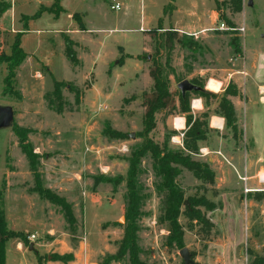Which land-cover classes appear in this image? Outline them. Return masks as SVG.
Returning <instances> with one entry per match:
<instances>
[{"label":"rangeland","instance_id":"374dc122","mask_svg":"<svg viewBox=\"0 0 264 264\" xmlns=\"http://www.w3.org/2000/svg\"><path fill=\"white\" fill-rule=\"evenodd\" d=\"M122 1L127 9L118 12L111 11L107 3L104 5L102 12L108 16H102L100 10L88 12L85 20L97 38L72 41L77 43L73 48L76 64L64 57L63 35L52 38L60 28H68L70 22L65 16L56 21L44 13L39 20L29 21L25 26L28 30L20 38L22 51L30 56L16 70L14 92L3 88L6 70L5 65H0V105L11 106L14 111L12 128L0 131V192L7 229L36 236L29 243L33 244L32 252L20 243L27 264L37 256L42 259L41 264H128L127 258L107 261L116 257L127 224L126 160L131 149L140 143L137 135L142 131L143 102L152 90L149 70L151 59L155 58V41L176 32L179 38H192L199 49L175 44L170 58L175 78H169L175 110L169 106L155 116V129L148 138L161 146L172 133L168 147L182 149L186 127L177 135L163 127L166 119L185 117L179 113L176 80H194L214 96L203 99L190 94V115L193 120L207 123L205 145H209V151L200 147L198 155L191 159L207 164L215 174V182L209 185L197 181L191 173L181 170L177 186L184 194L182 212L190 207V202L202 199L214 203L216 209L207 212L195 207L207 222L205 228L180 216L183 247L194 264H247L251 254L262 256L264 249V200L257 201L255 197L258 192L264 193V185H252L245 179L249 170L245 161L250 153L263 154L256 150L251 137L262 139L264 145V106L259 104L256 89L252 90L250 101H244V91L250 87V68L261 62L260 74L264 77V0H251L252 7L247 6L249 0H242L238 14L224 8L217 13L215 2L222 0H175L172 24L195 30V35L168 29L170 17L163 18V9L169 0ZM55 2L0 0V55L10 54L16 39L14 29L20 25L22 28L39 7L54 9ZM219 14L232 26L224 24V29L219 30ZM201 29L202 33L197 34ZM117 41L126 53L134 55L131 61L116 48ZM233 41L238 44L236 53ZM112 55L115 61L108 66ZM160 58L163 63L165 55L162 53ZM231 69L241 70L239 89L234 77L228 78L220 92L219 88L217 92L206 89L210 77L216 80L219 70ZM223 75L226 77V73ZM54 84L59 85L61 112L56 111ZM228 88L246 106L239 111L241 131L236 124L235 138L229 129L219 135L208 125L210 114L219 116L218 103ZM258 93L264 98V88ZM229 98L226 97L231 102ZM194 99H201L202 110L191 107ZM204 115L206 119H202ZM105 126L126 138L104 137ZM130 134H134V139ZM24 139L36 156L37 181L21 149ZM216 148H220L222 156L215 153ZM233 148L239 162L228 160L223 154ZM151 165L150 156L142 160L138 179L144 196L141 216L135 222L139 259L144 264H182L179 250L166 246L168 232L159 223L163 198L155 192L159 180ZM248 189L250 192L245 193ZM37 191L59 199L69 209L73 222L69 224L61 207ZM16 242L10 239L5 244L7 264H16L20 257ZM59 257L62 261L57 260Z\"/></svg>","mask_w":264,"mask_h":264},{"label":"trees","instance_id":"16d2710c","mask_svg":"<svg viewBox=\"0 0 264 264\" xmlns=\"http://www.w3.org/2000/svg\"><path fill=\"white\" fill-rule=\"evenodd\" d=\"M175 0H169V4L164 8V15H171L174 10ZM61 0H56L53 5L54 9H46L39 7L36 14L28 17L29 20H37L42 14L48 13L54 18H58L62 13L60 7ZM216 12L219 13L221 8L228 10L231 14H238L242 9V0H222V2H215ZM219 20L221 24H226L232 26V24L226 19L223 14H219ZM76 19L77 16H74ZM80 31H83V26L80 21H77ZM26 26V25H25ZM22 34H17L15 42L10 48L9 55H0V65H5L6 77L3 80V88L9 92H14L15 88V78L16 70L25 61L27 55L22 51L20 47V38ZM185 37L179 38L176 32H171L166 34L163 38L157 39L155 41V58L151 59V67L149 70V75L152 80V90L149 97L145 98L143 106L145 112L142 117V131L139 133L138 139L140 143L131 149L130 155L127 158L128 169L126 173L125 188L126 193L124 196V212L127 219V224L124 227V234L122 238L121 245L118 249L115 258H111L108 263L127 258L128 264H144L140 261L139 256L141 251L137 244V233L138 229L135 226V222L141 216V206L144 200L142 195V187L139 184V177L142 173L140 170L141 162L147 156H150L152 165L151 169L155 177L159 180L155 184V192L162 196L163 200L161 202L160 208V220L159 223L166 227L168 236L166 238V246H174L177 250L183 249L184 241V231L179 223V218L183 215L189 222H197L201 224L204 228L206 227V221L202 214L195 210V207H202L207 212H212L216 209V205L205 199L199 201L190 202V207L186 208L183 212L181 208L184 204L183 192L177 186V178L181 174V170H186L191 173L193 178L197 181L213 185L215 182L214 172L205 163L195 162L191 159V156H196L200 150V144L206 142L207 137V123L205 121L193 120L190 115V94H186L182 97L180 93L176 90V96L178 101L179 113L183 114L185 117V127L186 132L183 137L182 149H170L168 143L172 133L168 135L165 142L161 146L153 143L148 137L149 134L155 129V116L158 113H162L169 106L172 110H175V105L173 101V96L169 90L170 87V76L174 75V71L170 65L171 54L174 51L175 44L182 47H187L192 50L199 49L197 43L192 39H184ZM186 40V41H184ZM64 44V57L72 64H76V53L74 52V43L67 37L63 36ZM234 52H238V44L233 41L232 44ZM165 55L164 62L161 63V54ZM183 80H176V85ZM192 84L203 88L199 83L194 80L190 81ZM59 85L54 84L53 95L55 101H57V112H61L62 100L58 89ZM16 94V93H15ZM199 98H212L214 96L209 93H191ZM236 96L234 93L230 92V88L225 91L224 96L220 99L218 103V115L224 120L225 128L231 130L233 133V138L238 133L236 128V119L234 108L226 97ZM50 103V102H49ZM51 104V103H50ZM204 115L202 119H206ZM174 134V133H173ZM103 136L108 139H125L126 137L112 129L105 126L103 130ZM21 149L25 155L31 172L35 181L38 180L36 169V156L33 150L29 147L28 143H25V139L21 141ZM44 199L49 200L50 203L55 204L63 210L66 218L72 223L73 219L70 214L69 209L61 203L59 199L55 196L47 193L45 191H37ZM2 196L0 192V264H5V244L10 239H15L18 243L23 244L26 248L29 246L27 237L23 233L14 232L7 229L4 212L2 209ZM257 201L264 200V193H256L255 195ZM63 258H58V261H62ZM39 264H41L42 259L37 258ZM103 264H106L103 263ZM183 264V263H182ZM247 264H264V249L262 256L250 255V260Z\"/></svg>","mask_w":264,"mask_h":264},{"label":"crops","instance_id":"0c3cea01","mask_svg":"<svg viewBox=\"0 0 264 264\" xmlns=\"http://www.w3.org/2000/svg\"><path fill=\"white\" fill-rule=\"evenodd\" d=\"M106 3H107V5H109V9H110V6L115 4V3H118L121 6V10H122V8L124 10L127 9L126 6L124 5V2L122 0H61L60 7L62 9V13L59 15L58 18H54L52 15L51 16L56 21H58L60 19V17L65 16L67 18V21H69L70 23L67 26L68 28H60L58 33L53 34L54 37H52V38H55L57 36L60 37L61 35L67 37L68 39L70 38L69 40H71V41H73V40H75L77 38H81V37H87V38H91V39L97 38V34H96L95 30H93L92 27H89V23L87 22V20H85V18L88 15V12L99 11V10H100L99 12L101 13V15L104 16L106 13H103L102 11H103V7H104V5ZM72 4H76V6L73 8ZM175 10H176V7L174 6V10H173L172 14L169 16L170 18L168 19V21H169L168 29H172L174 31L182 32V33H185V34L189 33V34L195 35L194 34L195 30L191 31V30H188V29L182 27L181 25H177L175 23L172 24L171 19H172V16H173V13L175 12ZM163 11H164V9H163ZM41 16L38 18V20L41 18ZM74 16H77V18L75 19ZM78 16H79V18H78ZM106 16H108V15L106 14ZM165 16L166 15L163 14V18ZM73 20H74V22H73ZM78 20L80 21L81 25L83 26V29H84L83 31L79 30V27H78V24H77ZM29 21L31 22V21H34V20H29ZM29 21H27L26 24L24 22L23 23L24 25L22 26V28H20L21 25L19 24L20 27L17 28L18 30L14 29L13 32H15L16 35L20 34V33L24 34L25 31L28 30V28H25V25H27L29 23ZM19 22H21V20H19ZM161 29L165 30L163 27H161ZM203 30L204 29H201L200 31H198L196 33L197 34H201ZM111 31L112 30H109V32H111ZM105 33H106V30H104V34ZM103 44H104V47H105L106 43H103ZM74 46H75V48L77 47V43L76 42H74ZM104 47H102L103 48L102 51L104 50ZM116 48L119 49L120 51H123L129 57V59H127L128 61L132 60L131 57H133L134 55H130V54L126 53V51L119 44V42L116 44ZM111 53H112V50H111ZM26 55L30 56L28 54H26ZM100 59H102V58L100 57L99 60ZM261 59L263 60L264 57L261 56ZM112 61H115V55H112V57L110 58L109 62L107 60L108 66L111 64ZM234 61L238 62V58H235ZM233 66H235V65L233 64ZM261 69H262V63L261 62H259V65L257 67L253 66V67L250 68V74H251L250 75L251 78L249 80L250 81V87L247 88L244 91V94H245V100L244 101L246 103H248L250 101L251 97H252V95H251L252 94V90L256 89V92L258 94L259 104H262L264 106V98H261L259 93H258L259 90L261 91L264 88V77H262L261 74H260V70ZM219 71H220V75H219L218 79L215 80V78H211V77L209 78V81L213 80V81H215V82H217L219 84V87H218L219 88V92L225 86L226 82L228 81V78H230V77H232V78L234 77L235 78L233 82L234 83L236 82L235 84L237 85V88L239 89V85L238 84H240V78H241L240 77L241 76V74H240L241 70L240 69L239 70H235V69H233V70L232 69L231 70H219ZM223 72L226 73V75H225L226 77H222V76H224ZM220 79H222V80H220ZM229 99H230L231 104H232V106L234 108V111H235L237 128L240 130L239 111H240V109L246 107L245 103H242L238 96L237 97L236 96H232V97L230 96ZM193 101H194V107L193 108L195 110L196 109L197 110L198 109L202 110L201 99L200 100L194 99ZM173 119H176V120L173 122ZM176 121L178 122V124H180L179 122H181V125H182L181 129H177L176 128V126H177ZM184 122H185L184 118L178 116L176 118H171V119H168V120L166 119L163 122V127H166L167 130H169V132H173L174 135H177V133H180V132H182L184 130V127H185ZM208 125H209V128L214 133H217L219 135H222L223 131L225 130L224 120L221 117H219L216 114H214V113L210 114V116L208 118ZM174 137L176 138L177 136H174ZM220 140H223V139H220ZM251 140L253 141V144L256 147V150L258 152H261V153L264 154V145L261 142L262 139H259L256 136H252ZM205 143L206 142L201 143L200 147H202V149H204V150L207 149L209 151V145L206 146ZM216 149L217 150H216L215 153H219L222 156V151L220 150V148H216ZM262 150H263V152H262ZM233 151H231V152L229 151L228 152L226 150V151L223 152V154H224V156L227 157L228 160H232L233 162H239V159L235 157L236 156V152H235L234 148H233ZM263 154L259 155V154L255 153V155H253V153H250L249 160L246 159V161H245L247 166H248V169H249L248 171H250L248 173V171L246 170V173H245L246 178L245 179H246L247 182H250V184H252V185H254V184L257 185L258 184L257 177L259 175H261L262 173H264V156H263ZM249 166H250V168H249ZM246 186H247V183H246ZM254 189L255 188H250V190H254ZM14 232L24 233L23 231H14ZM15 246H16L17 251L20 254V257L17 258V263L16 264H27V259L25 258V255H24V252L22 250L21 244L16 242ZM35 254H37V253H35ZM6 255L7 254L5 252V264H7ZM37 257H39V256H37ZM31 264H37V259L36 260H32Z\"/></svg>","mask_w":264,"mask_h":264},{"label":"water","instance_id":"95a60500","mask_svg":"<svg viewBox=\"0 0 264 264\" xmlns=\"http://www.w3.org/2000/svg\"><path fill=\"white\" fill-rule=\"evenodd\" d=\"M247 6L252 7L251 0L248 1ZM176 89L182 97H185L186 94H191V93H208L204 88L196 86L188 80H183L182 82L177 84ZM13 123H14V111L12 107L0 105V131L11 129ZM129 137L131 139H134V134H130ZM28 251L30 252L33 251V244H30L28 246ZM179 257L183 264H194L191 259V254L186 248L179 250Z\"/></svg>","mask_w":264,"mask_h":264},{"label":"built area","instance_id":"2783aa9c","mask_svg":"<svg viewBox=\"0 0 264 264\" xmlns=\"http://www.w3.org/2000/svg\"><path fill=\"white\" fill-rule=\"evenodd\" d=\"M110 10H111V11H114V12H118V11L121 10V6H120L118 3H115V4H113V5L110 6ZM218 29H219V30H223V29H224V25H223V24H220V26L218 27ZM209 82H210V81H209ZM209 82H208V83H209ZM207 86H208V84H207ZM207 86H206V89H207ZM191 107H192V108L194 107V102L192 103ZM173 142H176L177 144L180 143L179 141H174V140H173ZM126 150H127V149H125V151H126ZM244 181H245V179H244ZM257 182H258L259 184H263V185H264V173L261 174V175H259V176L257 177ZM248 192H250L249 189H248V190H245V193H248ZM26 237H27L26 239H27V241H28L29 243L34 242L35 239H36V236L33 235V234L28 235V236H26Z\"/></svg>","mask_w":264,"mask_h":264},{"label":"bare ground","instance_id":"6f19581e","mask_svg":"<svg viewBox=\"0 0 264 264\" xmlns=\"http://www.w3.org/2000/svg\"><path fill=\"white\" fill-rule=\"evenodd\" d=\"M218 87H219V84L213 80H211L209 83H208V86H207V89L210 90V91H214V92H217L218 91ZM180 124H178V122L176 121V128L177 129H181L182 128V125H181V122H179ZM175 129V128H174Z\"/></svg>","mask_w":264,"mask_h":264}]
</instances>
